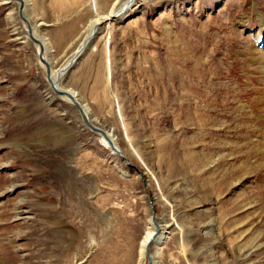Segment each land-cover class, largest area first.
Returning a JSON list of instances; mask_svg holds the SVG:
<instances>
[{
	"label": "rangeland",
	"instance_id": "1",
	"mask_svg": "<svg viewBox=\"0 0 264 264\" xmlns=\"http://www.w3.org/2000/svg\"><path fill=\"white\" fill-rule=\"evenodd\" d=\"M125 1L25 0L22 15L50 71L102 20L58 88L129 165L52 93L19 3L0 0V264H137L156 232L145 190L166 233L157 264H264V73L251 51L264 0H136L107 19ZM101 67L104 94L82 100Z\"/></svg>",
	"mask_w": 264,
	"mask_h": 264
},
{
	"label": "bare ground",
	"instance_id": "2",
	"mask_svg": "<svg viewBox=\"0 0 264 264\" xmlns=\"http://www.w3.org/2000/svg\"><path fill=\"white\" fill-rule=\"evenodd\" d=\"M4 1V3H13V1L15 3H19V5L22 7L20 9V13L22 14L24 12V9H25V0H2ZM128 1H130L131 3L128 4ZM136 0H126L125 2L121 3V5L115 9V11H112L108 18L107 19H110L112 18L113 15H116L117 16V19H119L120 17H122L124 14H128L133 6L135 5V2ZM240 8V7H239ZM243 12V11H242ZM246 13V12H245ZM245 13L243 12L242 14H239V18H238V21H237V25L240 26V28H244L247 26V15H245ZM24 14V13H23ZM238 14V13H237ZM23 16V15H22ZM259 20L261 22V29L264 30V13L263 12H259ZM106 19V20H107ZM112 20V19H110ZM28 20L24 18V22L23 24L25 25L26 27V30L28 31V34L30 36V40L33 41V43H37L38 46H39V56L43 53V45L41 43L38 42V40H36V38L34 39L32 36V32H33V29L31 27V25L29 24V22H27ZM102 24V20L101 19H93L90 21V24H89V31L88 33L84 36V38L81 40L79 46L76 48V50L74 52H72V55L70 56V58H68L65 63L63 64V66H61L59 69L57 70H53V71H50L49 69V62L46 60L45 56L43 55L40 56V61L44 64V66L46 67V74H47V82L48 84H53L56 80H57V83L55 84V87L58 89V90H61L60 88H58V83H59V80L61 79V77L68 71V65L69 64H72L73 62L75 63L78 59H76V56L77 54L81 51L82 47L84 46V43L89 40V43H91V41L93 40V38L96 36V30L98 28H101V25ZM232 25V23H231ZM231 27V26H230ZM93 29V31H91ZM228 29V28H227ZM95 31V32H94ZM93 34V35H92ZM44 43V42H43ZM45 44V43H44ZM38 51V50H37ZM251 51H253V54L255 55H258L259 57V64L261 65V68L263 70V73H264V40L262 41H259L258 42V45H256V47L254 49H251ZM44 54V53H43ZM180 54V53H178ZM258 60V59H257ZM43 66V67H44ZM260 68V66H259ZM45 69V68H44ZM262 73V74H263ZM169 77V76H168ZM181 81V80H180ZM264 83V82H263ZM63 91L64 93L58 95L59 97H63V99L73 105L78 111H81L80 115L82 116L83 120H84V123L86 124L85 126L91 130L95 135L98 134L99 136H101V143L103 144V146L105 148H109L114 154H116L117 156H120L121 158H126L127 160V157L121 152L120 149H118V147H116L117 145H115L113 143L114 141V137L107 133L106 131L102 130L99 131L98 129L94 128V126L92 127V125L89 123V120H88V111H84V112L80 109V107L78 106V108L76 107L75 105V102L78 103V100H77V94L73 91H64V90H61ZM179 95V94H178ZM187 94L186 93H182L181 96H179L180 100H183L185 101V104L183 105H186L187 103ZM178 98V99H179ZM182 101V102H183ZM181 104V103H180ZM189 104V103H188ZM187 104V105H188ZM78 105V104H77ZM192 105V103H191ZM180 106V105H179ZM182 106V105H181ZM191 107V106H190ZM196 107V106H195ZM184 107H182L181 110H183ZM262 108L264 109V100L262 101ZM80 109V110H79ZM86 109V108H85ZM189 111V110H188ZM209 117V116H208ZM185 118H189L192 119L193 118V124L195 127L197 126H202V124L206 123L202 118H198V117H195L194 115L191 116V113L187 114V116ZM208 121V120H207ZM208 123V122H207ZM100 129V128H99ZM103 131V132H102ZM113 140V141H112ZM111 144H113V146L115 148H117L119 150V152L121 154H118L117 152H114L113 149L111 148ZM150 197V196H149ZM151 201H150V205L153 207V204H152V198L150 197ZM149 226H152L156 228V232L154 229H152L151 227H149V229L147 230V232L144 234L141 242H140V246H139V249H138V260H137V264H149V261H151L150 264H157V260L155 259L154 255L152 256L150 254V251H149V256L147 255V248L149 247V249L152 247V246H155L156 248H159L162 244H164L165 242V239H166V233L164 232H159L161 230V227L159 225V223L157 222L156 218H155V221H152L149 220ZM158 230V232H157ZM156 233V234H155ZM158 234V235H157Z\"/></svg>",
	"mask_w": 264,
	"mask_h": 264
},
{
	"label": "water",
	"instance_id": "3",
	"mask_svg": "<svg viewBox=\"0 0 264 264\" xmlns=\"http://www.w3.org/2000/svg\"><path fill=\"white\" fill-rule=\"evenodd\" d=\"M131 2L130 1H128V4H130ZM22 7L19 5V14H21L20 13V9H21ZM21 16H22V14H21ZM23 17V16H22ZM24 18V17H23ZM112 19L113 20H117V16L116 15H113L112 16ZM24 20V19H23ZM95 32V31H94ZM93 35V34H92ZM88 45H89V40H87L85 43H84V46L82 47V49H81V51L77 54V56H76V59H78L79 57H81V55L84 53V51L87 49V47H88ZM76 63V62H75ZM74 62L72 63V64H69L68 65V70H70L72 67H73V65L75 64ZM57 83V80L53 83V84H50L49 83V85H50V87H51V89H52V91L55 93V94H57V95H60V94H62V93H64L63 91H61V90H58L56 87H55V84ZM75 105H76V107L78 108V105H77V103L75 102ZM80 110V109H79ZM80 113H81V111H79ZM93 127V126H92ZM94 128H96V129H98L99 131H101V129H99V128H97V127H94ZM103 132V131H102ZM111 148L113 149V151L114 152H117L118 154H121L120 152H119V150L117 149V148H115L114 146H113V144H111ZM124 160H125V162L129 165V163H128V159L126 160V158H124ZM138 170V169H137ZM136 170V171H137ZM146 196L148 197V200H149V204H150V201H151V199H150V197H149V194L147 193V191H146ZM148 200H147V202H148ZM151 213H152V219H153V221H155V209H154V206L152 207L151 206ZM157 232H158V230H157ZM149 251H150V249H149V247L147 248V255L149 256ZM151 263V261H149V264Z\"/></svg>",
	"mask_w": 264,
	"mask_h": 264
},
{
	"label": "crops",
	"instance_id": "4",
	"mask_svg": "<svg viewBox=\"0 0 264 264\" xmlns=\"http://www.w3.org/2000/svg\"><path fill=\"white\" fill-rule=\"evenodd\" d=\"M94 56H91V59H94ZM99 71L101 74L96 78L95 82L88 83L90 81V78H87L85 86L80 89H76L79 93V98L82 100H85L84 96L91 95L93 91H91L92 88H95L94 90L98 89L99 94H104L105 88L108 87V82L105 79V70L101 67L99 68ZM94 78H91L93 80ZM90 91V94H88ZM97 91V90H96Z\"/></svg>",
	"mask_w": 264,
	"mask_h": 264
}]
</instances>
